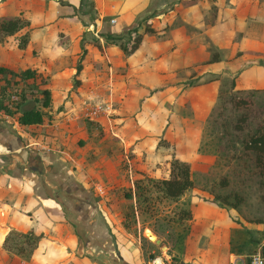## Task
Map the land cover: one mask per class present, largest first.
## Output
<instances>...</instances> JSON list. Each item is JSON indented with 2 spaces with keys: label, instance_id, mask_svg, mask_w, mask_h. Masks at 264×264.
Masks as SVG:
<instances>
[{
  "label": "crops",
  "instance_id": "0c3cea01",
  "mask_svg": "<svg viewBox=\"0 0 264 264\" xmlns=\"http://www.w3.org/2000/svg\"><path fill=\"white\" fill-rule=\"evenodd\" d=\"M215 5L210 20L209 8ZM144 11L150 13L148 22H158L159 27L152 24L158 30L142 32L136 48L126 53L111 37L129 29ZM15 16L28 21V40L21 47L19 30L6 33L13 41L0 42V64L49 74L48 112L55 119L23 124L0 112V248L8 231L22 226L42 233L31 264H148L155 249L145 254L141 235H116L111 223L102 222L100 202L88 197L94 180L84 168L92 161L83 149L90 131L73 104L87 96L130 101L125 116L114 119L121 120L115 129L111 115L94 119L128 144L137 136L162 133L168 124L166 114L158 115L163 103L180 102L184 89L191 90L193 102L215 101L214 80L176 81L173 71L182 66L200 62L208 73L227 74L228 69L234 87L264 90V0H0V19ZM213 52L218 58L206 61ZM73 74L79 83L72 91ZM23 193L27 198L21 202ZM192 211L193 239L190 231L185 237L189 256L181 264H248L249 254L264 248L263 222L254 223L260 232L252 238L234 235L246 223L236 208L217 207L193 193ZM74 224L91 229L90 242H79Z\"/></svg>",
  "mask_w": 264,
  "mask_h": 264
},
{
  "label": "rangeland",
  "instance_id": "374dc122",
  "mask_svg": "<svg viewBox=\"0 0 264 264\" xmlns=\"http://www.w3.org/2000/svg\"><path fill=\"white\" fill-rule=\"evenodd\" d=\"M173 1L177 2L178 0ZM181 1L187 4L191 0ZM173 6L171 5L172 8ZM175 6L179 7V4L175 3ZM216 6L209 8L210 20L216 14ZM149 14L147 11L141 12L129 29L115 31L111 42L120 47L121 45L130 47L137 35H140L141 40L142 32H156L158 29L154 26L159 24L157 21L148 22ZM135 28L138 32H131ZM24 31L25 28L20 29L18 36ZM5 35V32L0 31L1 43H4L6 39L13 41L12 38H6ZM59 39L63 40L62 35ZM0 50L3 53L1 44ZM200 66V62L189 64L186 67L182 66L181 69L173 71V76L176 77V81H178V77H181L182 85L189 81L193 84H200L214 80L217 94L214 97L215 101L206 104L196 102L197 100L193 102L191 90L184 89V94L186 91L188 96L183 94L180 102L163 103L164 112H160L158 115L165 116L166 114L168 124L162 133L137 136L133 142L128 144L127 141L124 142L121 139V134L112 133L108 126L105 129L103 126L97 125L98 121L95 122L94 119L87 117L85 106L94 101L109 105L112 126L115 129L121 120L118 119L119 122H117L114 119L119 118L120 115L125 116L130 101L120 98L117 103H114L104 97L99 99L92 96V100L82 97L81 100L78 99L73 104L75 108H79L82 120L86 121L89 126L90 138L86 140L88 143L85 142L86 148L83 149V155L85 159H90L92 162L91 165L88 164L84 168L89 169L88 172L94 181L88 186L87 191H89L88 197L89 195L90 198L94 197L93 200L95 199L96 204L100 202L102 222L111 223L110 228L113 227L116 235L120 238H133L134 235L136 237L141 235L142 245L146 249L145 254L151 251V248L155 249V254L169 253L174 264H181L185 255L189 256V253L186 252L189 241L187 240L185 244V237L191 231L189 237L193 239L194 229L191 225L193 211L191 219L180 221L178 220V210L181 207L192 210L193 193L211 201L217 207L237 209L238 215L236 216L244 217L246 223L243 225L245 229L235 230L234 235L236 233L243 235L246 239L247 237L252 238L260 232V228L254 226V223L263 222L254 219H264V170L256 165L253 152L246 151L240 140L243 135H246V131L264 122V90L253 89L254 96L250 93V88L242 89L231 86V81L232 79L235 81V77L232 78L233 76L228 74V72L230 73L228 69H226L227 74L224 71L212 72L215 73L212 74L208 73L205 64ZM75 75L73 74L71 77L73 83L71 90L76 88L77 81L79 83ZM41 77V82L33 83L24 80L23 83L20 82L16 86L22 87L20 89L30 96L37 95L42 86L47 87L49 82L51 84L49 74L41 72ZM14 97L15 94H11V98ZM241 97H246L248 103L240 102L239 98ZM46 108L47 110H45ZM46 108H43L46 111L43 122L51 124L55 117L48 112L50 108ZM244 114L248 116L247 122L244 125L241 123L242 128L235 127L238 117ZM5 115H7L5 118L11 117V115ZM195 145L196 147H194ZM175 157L188 163L192 171L194 185L178 199L173 200L163 197L153 183L170 174V162ZM126 193H131V196L128 197ZM26 198L27 194L23 193L20 201H26ZM70 225L72 226V224ZM74 225L75 228L72 227V230L80 236L79 242L83 245L90 242L92 235L89 234H93L91 229L86 230ZM15 229L25 230L27 227L21 226V228ZM148 230L160 239L157 245L147 242L149 238L145 235V231ZM211 230L216 232V228ZM101 234L103 237L105 231ZM234 235L233 240L236 239ZM162 244L165 245L164 248L161 247ZM1 246L0 264H31L32 255L29 258L21 257L5 249L3 245ZM185 248H187L186 251ZM42 263L45 262L42 261ZM32 264L35 263L32 262ZM187 264H191V262H187Z\"/></svg>",
  "mask_w": 264,
  "mask_h": 264
},
{
  "label": "trees",
  "instance_id": "16d2710c",
  "mask_svg": "<svg viewBox=\"0 0 264 264\" xmlns=\"http://www.w3.org/2000/svg\"><path fill=\"white\" fill-rule=\"evenodd\" d=\"M27 24L28 21L20 16L1 18L0 31L12 34L24 28ZM139 36L140 35H137V37H135L130 47L121 45L123 50L127 53L134 50L140 40ZM27 40L28 30H25L18 36V45L21 47L25 46ZM82 53H84V49ZM217 58L218 54L213 52L211 57L206 61H212ZM80 61L81 59L76 65L77 72L81 67ZM41 79V72H39L36 67L26 66L13 69L0 64V112L15 117L23 124L43 122L46 115V111L43 108L50 106L52 100L49 88L42 86L41 89H39V94H32V96H30L20 89L22 87L19 88L16 86L19 85L20 82L23 83L24 80L34 83L38 81L41 82ZM187 84L193 83L189 81ZM231 86H234L233 79L231 81ZM250 93L255 96L253 89L250 90ZM11 94H15L16 97L11 98ZM239 101L245 104L248 103L246 97L239 98ZM247 118V114L240 115L235 122V127L242 128L244 123L247 122ZM241 123H243V125ZM246 132V135H243L240 140L246 151L250 150L253 152L256 165L261 170H264V122L257 124L253 129ZM153 185L161 192L163 197L176 200L188 188L194 185L191 168L186 161L175 157L170 162V174L167 177L157 179ZM126 194L128 197L131 196V193ZM137 194L139 195L140 193ZM191 218V208L181 207L178 210V220L182 221L183 219ZM254 220L264 222L262 218ZM41 235V232L36 233L30 228L25 230L11 228L5 235L2 245L5 249L21 257L29 258L37 247ZM150 254V256H153L155 253Z\"/></svg>",
  "mask_w": 264,
  "mask_h": 264
},
{
  "label": "built area",
  "instance_id": "2783aa9c",
  "mask_svg": "<svg viewBox=\"0 0 264 264\" xmlns=\"http://www.w3.org/2000/svg\"><path fill=\"white\" fill-rule=\"evenodd\" d=\"M114 21V18L111 19ZM16 97V96H15ZM92 100V96H87ZM109 106V105H108ZM100 101H94L90 105L85 106V115L91 119H98L101 116H110L109 107ZM148 264H174L170 254L156 253L148 259ZM229 264H234L230 261ZM248 264H264V248H259L249 254Z\"/></svg>",
  "mask_w": 264,
  "mask_h": 264
},
{
  "label": "water",
  "instance_id": "95a60500",
  "mask_svg": "<svg viewBox=\"0 0 264 264\" xmlns=\"http://www.w3.org/2000/svg\"><path fill=\"white\" fill-rule=\"evenodd\" d=\"M145 235L150 239V240H154L156 242H160V239L158 237H156V234H154L153 232L151 231H145ZM162 248L165 247L164 244L161 245Z\"/></svg>",
  "mask_w": 264,
  "mask_h": 264
}]
</instances>
